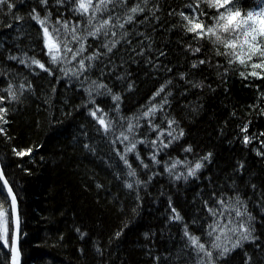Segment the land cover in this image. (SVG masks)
Listing matches in <instances>:
<instances>
[{
  "label": "trees",
  "instance_id": "1",
  "mask_svg": "<svg viewBox=\"0 0 264 264\" xmlns=\"http://www.w3.org/2000/svg\"><path fill=\"white\" fill-rule=\"evenodd\" d=\"M259 2L234 0L233 10L255 12ZM135 4L144 12L132 24L98 37L87 36V16L74 0L0 5V108L6 109L0 157L19 199L22 264H264V69L252 67L264 58L245 57L241 64L221 54L231 49L187 30L181 13L206 28L215 25L218 11L208 0H127L113 17L122 23ZM36 13L54 38L53 28L65 38V21L69 28L78 25L87 37L85 51L53 63L43 29L32 19ZM124 31L131 45L120 39ZM113 40L120 43L105 55L104 45ZM78 46L69 43L73 51ZM94 53L99 57L89 61ZM98 117L108 123L107 132ZM132 144L136 148L127 152ZM29 148V155H16ZM197 163L202 167L189 175ZM0 186V213L11 234V204L1 180ZM244 228L252 239L233 248ZM185 230L211 257L190 244ZM10 262L0 227V264Z\"/></svg>",
  "mask_w": 264,
  "mask_h": 264
},
{
  "label": "snow or ice",
  "instance_id": "2",
  "mask_svg": "<svg viewBox=\"0 0 264 264\" xmlns=\"http://www.w3.org/2000/svg\"><path fill=\"white\" fill-rule=\"evenodd\" d=\"M64 0H57V3H63ZM76 3V11L79 12L81 15L87 16L86 24L90 26V29L87 33V36L91 37H98L101 33H103L104 36H108L109 32L112 28H120L124 29L125 24H132L135 21V17L138 13L144 12V8L140 6V4H135L134 6L126 9V14L123 22L121 23L120 16L116 15L115 18L112 15L113 10H115L117 7H122L127 4V0H74ZM148 0H143V3L146 5ZM7 3V0H0V5H5ZM41 3L47 4V0H41ZM210 7H215L218 11V16L216 18V23L212 27H205V25L202 22H196V19L189 18L188 16H185L183 13L180 15L183 16V18L188 22V25H190L187 30L192 33H196L197 37L204 38L208 37L212 40L213 43H219L223 45L225 49H231L232 51L227 53H221L226 55H232L235 57V61H239L241 64L246 63L247 60H251L253 56H259L261 58H264V0H261V7L259 11H248L246 14H243L239 9H236L235 11L233 8L235 7L234 0H208ZM231 5V7H230ZM10 8L12 5H8ZM111 6V8H110ZM191 8L192 5H189ZM198 7V5H197ZM220 9H224L223 12H220ZM107 13V18H98L97 14H103ZM22 19V18H19ZM32 19L36 20L43 29V37H44V43L48 50V55L51 57V60L53 63H57L62 59H65L68 53H72V59L75 60L77 56H80L85 51V44L83 43L84 40H86L87 37H82L78 34L77 28L78 25H73L71 28H69L68 22L65 21L62 25L65 38L63 40L60 39L59 36V30L56 28H53V32H56L57 35L54 38L52 33L49 32L48 27L45 26V19H40L39 14L36 13ZM113 19H115V23H113ZM95 22V23H94ZM57 23H60L57 21ZM142 23V21H141ZM224 33H232L235 38L234 39H225L223 34ZM112 36H116V32H111ZM129 34L127 31H124L121 33V38L124 40L125 43L131 45V40L127 39V36ZM70 36V40L69 37ZM242 37V39H241ZM214 38V39H213ZM70 42H78L79 46L73 51L71 47H69ZM120 43V40H113L110 41L108 44H105L104 47L107 49V52L105 53H112L113 49L117 47V45ZM63 45V48L61 47ZM247 47V52H244L243 49ZM240 48L242 51L237 52L236 49ZM135 51V49H133ZM194 51L199 52L200 49L197 48ZM138 55H143V51L140 53H137ZM99 53H94L93 55H90L87 57L89 61L93 59H97L99 57ZM163 55V53H161ZM12 59H16V57H12ZM235 61L230 60L229 63H233ZM24 61H21L23 63ZM32 64L38 65L39 68L43 69L44 71H50L48 68L45 67L43 63H41L39 60L32 59ZM199 63L203 64L205 61L201 60ZM193 67H196L195 64H193ZM252 67L264 69V60L260 63H255L252 65ZM85 69V63L84 59L79 60V70L83 71ZM75 74V73H74ZM244 73H241V76H244ZM252 76H261V73H258L256 71H252L250 73ZM100 87H105L104 85H100ZM163 87L156 93V95H159L160 92H163ZM11 92V89H9ZM12 99H16L15 93H11ZM4 97H0V101H2ZM114 99H119V97H114ZM167 101L165 100V103ZM162 107V105L160 106ZM157 108L151 107L148 109L147 112L144 113V116L147 117L149 115H152L156 112ZM99 111V109H98ZM6 112V109L0 108V120H3L4 113ZM91 115L96 116V112H92ZM5 123L7 121H4ZM98 122L104 127V131L107 132L109 129L108 123L102 118L98 117ZM174 123V121H169V124ZM132 125H128L129 131L132 129ZM246 130V129H245ZM4 130L0 128V132H3ZM171 135V133H169ZM180 135H183V131L180 132ZM121 136H123V133H121ZM125 140L128 139L127 136L123 137ZM140 143H143V141H139ZM244 142L249 143V137H244ZM155 143V142H153ZM164 147H167V145H163ZM136 148V144H132L130 148L127 149V152H132ZM32 149L29 148L27 150L17 151L16 155L18 156H25L29 155L31 153ZM187 151H191V149H187ZM211 156L209 153V156L205 157L204 159H208ZM121 159L124 160L125 164H128L127 159L124 158V156H121ZM152 159L156 161L155 155H153ZM156 163H159V161H156ZM130 167V165H129ZM144 167H147V165H144ZM175 167V165H173ZM202 167V164L197 163L195 165L194 169H191L189 171V175L195 176L197 170H199ZM171 171V169H169ZM129 175H135L134 172H130ZM180 177L178 176L177 179ZM0 179H3V173L0 171ZM8 184L6 179H3V186H6ZM128 188H132V184L126 185ZM2 187V186H0ZM7 191L9 194L12 193L11 187L7 188ZM15 195H11V204L12 207H15ZM221 204L224 203L223 200L220 201ZM175 212V209H173ZM209 212H211L213 215H216V211L213 209H209ZM237 216L243 215V213L239 212L237 210L236 212ZM175 219L180 220L181 217L179 214H177ZM0 219L3 220V223L0 224V227H2L4 232V243L7 244V219L4 213H0ZM249 219L251 217L249 216ZM231 223V221H229ZM16 228L18 229L19 221L18 218L15 221ZM220 225L217 224L215 228H219ZM224 227H227L225 225ZM243 227V225H241ZM215 228H213V231H215ZM232 231H237V229L233 228ZM221 231H223V228H221ZM119 235V234H117ZM185 235L188 236V239L190 241L191 245H194L198 252H204L206 256L211 257L212 253L206 250V247L204 244L199 242V237L196 236H189L187 230H185ZM211 235V232L209 233ZM252 239L251 233L247 228H244V231L241 233L240 239L236 241L235 244H233V248L238 247L241 243V240H249ZM220 240V236L216 237V241ZM214 248H220V243H214L212 245ZM229 249L225 247L223 249V252H221V255L224 253H227ZM15 260V257H14Z\"/></svg>",
  "mask_w": 264,
  "mask_h": 264
},
{
  "label": "water",
  "instance_id": "3",
  "mask_svg": "<svg viewBox=\"0 0 264 264\" xmlns=\"http://www.w3.org/2000/svg\"><path fill=\"white\" fill-rule=\"evenodd\" d=\"M0 171H2L3 173V179H6L8 184L6 186H4L7 195L9 197L10 200V204H11V195H15L16 201H15V207H12L11 204V212H12V239H11V244H5L6 248L10 250L11 253V262L10 264H22V259H23V255H22V250H21V242H22V238H21V234H22V217H21V212H20V204H19V199L17 196V193L15 192L12 184L10 183L7 175L5 174L3 165H2V160L0 157ZM3 179H0L2 184H3ZM11 187L12 189V193L9 194L7 191V188ZM18 218L19 221V226L18 229L16 228V224L15 221ZM15 257V260H14Z\"/></svg>",
  "mask_w": 264,
  "mask_h": 264
},
{
  "label": "rangeland",
  "instance_id": "4",
  "mask_svg": "<svg viewBox=\"0 0 264 264\" xmlns=\"http://www.w3.org/2000/svg\"><path fill=\"white\" fill-rule=\"evenodd\" d=\"M260 7H261V6H260ZM260 7H258L256 11H259ZM15 192H16V191H15ZM7 229H8V231H7L6 239H7V244H9V243H10V237H11V234H10V230H9V226H8V225H7ZM2 238H3V241H4L5 236H4L3 229H2V227H1V240H2Z\"/></svg>",
  "mask_w": 264,
  "mask_h": 264
}]
</instances>
